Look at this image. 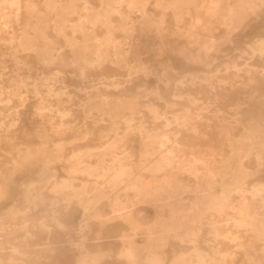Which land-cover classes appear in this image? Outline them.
Instances as JSON below:
<instances>
[{"label": "rangeland", "instance_id": "rangeland-1", "mask_svg": "<svg viewBox=\"0 0 264 264\" xmlns=\"http://www.w3.org/2000/svg\"><path fill=\"white\" fill-rule=\"evenodd\" d=\"M48 1L50 0H21L22 5L20 4V13L22 14L20 15L19 20L16 19L17 21H13L11 23V26L9 25L3 27L4 29L3 31H1L0 34V37L3 38H0V85H3V94L0 95V183H2V186L5 191L4 194L0 195V215L2 211L8 208L17 198L19 192L18 189H20V181H22L24 177L33 174L37 171H40L39 163H26L20 166L15 173L12 172L14 166L12 164V161L14 155H17L18 148L22 149L23 151L27 148H38L39 150L45 149L48 151H56L57 145L63 143V145L65 146L64 153L66 156H70V154H72L74 151L79 150L86 151V153H88L87 155H90L93 154V152L101 149L104 145H106L108 139L111 138V136H114L113 131L118 129L121 133H125L126 136L124 140L120 141L119 145L121 146L124 144L126 148L129 149L127 150L130 154L134 153L133 158H139L140 149L142 147V138L141 136H138L136 132L137 130L134 132L129 131L127 132V134L126 123L121 118L120 123L117 126L111 124L109 119L110 117L108 115L106 116L108 118L104 121L97 120L99 113L104 111L96 108L92 109L89 105H91L92 107V105H95L98 102V89L101 90V93H104L105 95H109L111 97H114L116 94L121 93L126 89H128L129 91L128 94L132 93L130 95H138V100H140V109L142 108L141 111L144 113L141 116L144 120H146V125L148 127H154V116L146 105L150 102H153L154 105H156V107L162 113H165V115L172 121L171 124L166 127L165 119L160 118L156 126L161 131H163L165 128H169L172 131H176L178 128H180L179 124L174 121L175 115L183 114L186 111V107H190V114L193 117L192 120L197 123L193 125L195 127L197 126L196 128L193 126L192 127L195 130L197 128L199 129H197L198 131L196 134V131L193 128L191 129L189 127L188 129H186L181 126V143H184L187 146V151L191 149L195 150L196 148H198L202 152H208L214 150V146H216L215 149L221 147V151H219L220 149L213 151L215 154L214 156L216 158V162L218 161V163L221 164L224 161V158L222 159L219 153L223 152L225 155H230L231 151V145L227 144L230 142L227 141L228 133L226 132V123H231V116L235 113L236 110H234L235 105L232 104H242V102H245L246 100L247 102L249 101V105L243 102L244 105L242 104V106H251L254 104V106H251L253 107V109L248 110L247 108V115H251H243V117L240 118V125L238 124L237 127H234L235 125H233L232 123L230 125H232L233 127H230V125H228V129L230 130H232V128H235V131H233L235 135L240 134L243 124H246L247 121L251 118H254V120H256L257 122L259 120V123L261 122V128H264V55L255 54L253 56V46H251L254 45L255 47H257L255 44V40L257 39V37H264L263 0H259L258 14H256L255 16L253 15L251 19H237L230 29L227 28L225 24L220 23L221 14L226 9V5L224 4L226 0H222L224 1L223 3H221L220 0H184L179 2L174 8L168 6L170 0H162L164 5H158L157 0H147V8L149 13L155 19V24H147L146 22H144V19H142L141 10L138 9L141 8V3H136V8H134L133 12L134 18L137 19L135 28L131 31L120 29H116L114 31L115 42H124V49H129L133 52L132 53L130 51V55L127 58V62L133 65L136 64L138 65L137 67L140 68L138 72L132 70L131 75H129L130 68L128 67L127 62H111L110 60L103 62L99 67L98 65H90V67L88 65L86 68L87 73L82 74V69L79 67V65H77L76 62H74V49L72 46L68 45V40L75 39L76 37L78 41H81L84 38V35L81 31L74 30V25L79 21L80 15L88 14L87 11H84L83 9V0L82 2L81 0L77 1L75 6H70V12L65 14L59 13L58 10L50 12L47 5ZM87 1H90L92 6L94 7V11L90 14V17L96 16L97 14H103L101 13V8L103 6L102 0ZM143 1L145 0H142V2ZM31 3H35L39 11L36 12L34 16L29 18V14L26 13L25 10L27 4L29 5ZM121 9L125 13L128 12V4L125 2L121 6ZM163 15L166 18L165 23L163 25H160V20ZM112 18L115 20V24H117L118 22L120 23L121 14L113 12ZM81 19H84V17H82ZM24 22L25 24L26 22H33L41 25H44L45 22H48L46 27V33L51 39L54 40L55 48L64 51V63L58 61L51 64H46L39 59V55L36 51H30L29 49L25 51L23 49L17 48L18 41L24 31ZM61 23L65 25V31L63 34L59 35L58 31L54 29V26L59 25ZM158 24L162 27L161 30H158ZM253 24L255 27H253ZM86 25L91 26L90 22L87 21V18ZM234 26H236L237 28L233 29ZM31 31L34 30L32 29ZM159 31H161V33H159ZM190 31L194 32V39H201L202 41H205L209 36H212V38L214 39L215 43L211 48L210 55L208 56L206 62L201 61L197 63H189V61L185 57V54L182 53L184 46L191 49L194 53L198 50H201L202 48L189 44L188 38L184 35V33ZM106 32L107 28L102 25V23H98L96 27V33L101 37H104ZM229 32H231L230 37L228 36ZM13 36L17 37L14 39V41H16L17 43H12L10 41ZM56 39H58V41ZM134 42L136 43V45ZM112 48L113 46L109 47V50H112ZM18 61H20L19 64ZM233 65L238 66L235 67ZM228 66L230 68H228ZM249 66L257 68V73L254 76L255 78H258H256V83L254 82V84L250 85L247 77L248 74L246 75L244 70L241 71L242 75L240 77H234V72H236L238 68L246 69ZM104 67L107 68L104 69ZM145 68H147V70L149 71L148 74L146 72H143ZM58 71H60L58 73L59 75H61L60 77H58L59 75L56 76ZM190 71L193 72L194 77L190 75ZM205 74L207 75L206 77ZM46 75L51 77L48 80V83L54 84L55 89L57 90H60V88H64L65 92L68 94H64L61 99L56 95L48 94V86L47 84L43 83L44 81H46L43 80V76ZM112 76L116 77L117 80L122 83L119 87H115L114 85H112ZM141 76H144L145 78ZM208 76L213 81L210 80L209 82V79H207ZM22 77L27 78V85H22L20 83V78ZM233 77L236 81L240 79L243 80L239 82V87L231 85L233 82H235V80H233ZM244 82H247V84H244ZM214 83H216L217 85H214ZM229 84L233 87H227ZM257 84L258 86L260 85V87L256 86ZM250 86L253 87L251 88ZM158 87L160 88V91L163 95V97L161 98L152 92ZM224 87H227L228 90ZM36 88H39L41 93L36 92ZM229 88H231V90ZM257 90L259 91L256 92ZM249 92L250 94L251 92H255L257 94L254 93V95H249ZM89 94H91V96L96 97L97 100L94 98V102L91 101V104L88 103L87 105H85L86 102H89ZM43 96L46 98L45 104L51 107L46 109L47 111H39L37 109V107L41 105V100ZM248 96L249 98L251 96H256L255 98H258L259 101L256 100L255 102V98H253L254 102L251 103V98H246ZM189 97H193L195 99H191ZM259 97L261 100L259 99ZM62 100H64V102ZM239 104H236V106ZM206 106L211 107L203 110L202 107ZM63 111H68L70 115L67 117H62L61 113ZM198 113L202 114L201 118L203 120L199 118V116L197 115ZM91 114H95V117L97 118H92V116H89ZM137 115L139 116L140 114L137 113ZM217 116H219V118ZM46 117H48L49 119ZM52 117L55 119V124H51L50 122V119ZM206 117H208L207 119L211 118L212 120H206ZM61 118H63L64 122H66L67 124L57 126L58 123L62 120ZM220 119H223V122H221ZM138 120L139 119L137 117L135 122ZM205 121H208L210 123L209 124L207 122L212 128L211 130L210 127L208 128V124ZM219 121L221 124L219 123ZM219 124L221 126L224 124L223 127L225 126V128L222 127L223 129L218 130L219 128H221ZM216 127L218 129H216ZM57 129H60L61 131H55ZM202 131L208 134V136L201 133ZM218 131H220L219 133L222 135H220ZM109 133L110 135L107 136V134ZM45 134H48L47 138L44 137ZM223 134L226 135H224L223 137ZM219 136L222 137L218 138ZM197 139L198 141H196ZM204 140H210L211 142L209 141L208 144V142L206 143ZM220 140H222V143H218L220 142ZM203 143L205 145H203ZM193 146H196V148ZM203 146H205L206 148ZM216 153L218 155H216ZM93 157L87 156L86 159H90L89 161L92 162H97L98 156ZM251 157L253 159H251ZM244 159L245 166L255 171V174L247 178L244 186L249 189L252 188V186L256 182H264V163H259V161L254 155H250L249 157H245ZM71 164V161L65 159L55 164L58 169V173L55 177H51V180L43 189V194L47 198L46 201L48 203L52 199L57 198V194L54 191V187L57 184L56 182L60 180L63 176H66V171L64 170V167L70 166ZM145 174L147 176H150L149 172ZM182 175L184 178L189 179L191 182L195 181L194 175L188 172L182 173ZM92 180H95L94 175L86 176L83 174H78V178L74 180L73 185L63 192H72L75 190L81 191L83 189L82 187L84 186L86 188V191H95L97 190L96 186L98 184L94 183ZM129 182L127 179V182H124L122 186L125 187L126 184H128ZM122 189L116 191L115 193L113 192L110 198L102 199L103 201L101 200L98 203L97 208H99L102 213L104 211L106 216H113L114 212L111 202L112 199H114L118 195L120 199H124L123 201H125L126 204L130 206L129 209L133 208V212L135 211L133 215H135L138 221L143 225V228H146L148 226L153 227L159 208V205L157 203L160 201H155L154 196H149L146 199L144 198L140 200L138 196L139 193L137 190L128 189L127 192H125L124 189ZM216 192L219 193L218 187H216ZM194 194V191H186L184 193L186 200L179 204L181 212L185 211L191 206L190 199L194 197ZM238 198L239 193H235L233 191V195L231 196L232 204L235 205L238 202ZM46 207H49L47 203L44 205H40V207L35 212V214H38L37 220L35 219L32 221L33 223L37 224V227L34 229L36 237L32 239L29 238V242L32 244V248L37 247L39 251L36 255L37 258L36 256H32V258H29V264H81L78 262V256H81L80 253L82 252V250L77 247L75 242H81L84 240L87 241L86 243L92 248L103 251L102 253L110 254V256L106 255L107 257L104 260L103 264H127L129 262L127 258L125 260V257L121 258L118 254L123 246V242H121L122 235L126 233H133V228L129 222L124 221L121 218H116L112 221H107L104 219L97 220L96 218H92L90 219L89 223L91 227L89 226L88 228L81 229L80 222L83 210L81 206L74 204L71 212H75H73V214L75 215L76 220L74 219L73 223L71 221L70 223H68L71 224L73 227L67 226V228L61 229L59 228L58 223L51 218L50 212H43V208L45 209ZM169 209V206H166L164 208L163 212L166 216L170 215ZM235 215H237V213L234 209H227L219 217L222 219V221L216 222V224H225L228 222V218L234 217ZM29 216L32 217L31 213L29 214ZM68 216H70V214ZM202 221L208 223L209 220L208 218H203ZM229 222H231L229 225L230 227L227 228L223 225V227L221 228L222 235L218 236V238H214L213 235L208 232V228L204 229L203 234L199 237L201 247L208 248L211 238L215 240V242L221 248V251H223V253H215L208 255L206 253V249H204L202 251L203 255L206 258L210 256L212 257L211 264H250L251 262L246 259L245 248H247L246 246L248 243H250L251 240L255 241V236L250 235V233L248 234V232L243 228L239 229V235L241 236L240 241L243 242V245L240 246L238 241H235L230 237L226 236L229 230H232L234 232L238 231L237 228L233 226V224H235L234 220H229ZM41 223L49 225L53 231L51 238L54 241L52 244V248L54 246L53 249H42V247H44L45 245L41 244L34 245L36 242L44 243L45 241H47L48 235L47 233L42 231L43 229L40 227L42 225ZM143 228L142 231L144 230ZM180 233L183 236V228L180 229ZM237 233L238 232H236V234ZM26 236L27 232L25 230H17L13 237H16L18 240H23L24 238H26ZM142 236L146 238L145 233L140 231V233L136 235V239L140 242H143L144 238ZM56 237L58 240H56ZM205 239H207L208 241H205ZM178 240L179 239L172 238L171 242L173 244H181V242ZM254 243L256 250L254 248H251V256H255L254 258L260 259L264 262V251L262 250L263 242L257 240ZM56 244L57 246L55 247ZM49 247H51V245ZM190 247L191 249L188 248V251L191 252V254L195 255V251L193 250L194 244H191ZM32 248L30 250H32ZM167 250H171V247L168 246ZM4 256L7 258V256H9V253L4 254ZM171 258L172 254L170 253L169 261ZM144 262H140L139 264H145ZM169 263L170 262H168V264Z\"/></svg>", "mask_w": 264, "mask_h": 264}, {"label": "bare ground", "instance_id": "bare-ground-1", "mask_svg": "<svg viewBox=\"0 0 264 264\" xmlns=\"http://www.w3.org/2000/svg\"><path fill=\"white\" fill-rule=\"evenodd\" d=\"M77 1H80V0H50L47 2V5H48L50 12L58 10L59 13L65 14V13L70 12V6H75ZM181 1H184V0H170L168 6L171 8H174ZM102 2H103V6L101 8V13L103 14L102 15L97 14L96 16L90 17V14L94 11V7L90 3V1L83 0V9L84 11H87L88 14L80 15L79 21L75 23L74 25V30L81 31L84 35V38L83 40L78 41V39L75 37V39L68 40L69 43L67 42L68 45L72 46L74 49V62H76L77 65H79V67L82 69V74L87 73L86 68L88 65L89 67L90 65L92 66L98 65L99 67L103 62L109 61V60L111 62L112 61L125 62V63L127 62V58L129 57L130 51L132 52V50L124 49L123 47L124 42H115L114 31L116 29L131 31L135 28L137 19L134 18L133 12H134V8H136L135 6L136 3H141V8H138V9L141 10L142 19H144V22H146L147 24H155L156 22L153 16L148 11V8H147L148 1L147 0L143 2L142 0H102ZM125 2L128 4V12L126 13L123 12L121 9V6ZM220 2L223 3L224 1L220 0ZM20 4H21V0H0V34H1V31H3L4 29L3 27L9 26V25L11 26V23L13 21H15L16 19L19 20L20 15L22 14L20 13L22 4L21 5ZM157 4L164 5L162 0H157ZM224 4L226 5V9L221 14L220 23L225 24L227 28L229 29L231 28L232 25H234L237 19H240V18L242 19L250 18L251 19L253 15L255 16L256 14L259 13V10H258L259 0H226ZM25 11L26 13L29 14V18H30L34 16L35 13L39 11V9L35 3H31L29 5L27 4ZM113 12L121 14L120 23L119 22L117 24L114 23L115 20L112 18ZM82 17H84V19H81ZM86 18H87V21L90 22L91 26L86 25ZM165 19L166 18L163 15L160 20V25H163L165 23ZM47 23L48 22H45L44 25H41V24L33 23V22H26L25 24L24 22L25 24V27H23L24 31H23L21 38L18 41L17 48L23 49L25 51L27 49H29L30 51L31 50L36 51L37 54L39 55L38 56L39 59L46 64H51V63L58 62V61L64 63L65 61L64 51L55 48L54 40L51 39L49 35L46 33ZM98 23H102V25H104L107 28V32L105 33L104 37H101L100 35L96 33V27ZM160 25L158 26V30L162 29ZM253 27H255L254 24H253ZM236 28L237 27L234 26L233 29H236ZM32 29L34 31H31ZM54 29H56L59 35H61L65 31V25L63 23L59 25H55ZM159 33H161V31H159ZM193 34L194 32H191V31L184 33V35L188 38L189 44L202 47L201 50H198L197 52L194 53L191 49L184 46L182 53L185 54V57L187 58L189 63H197L201 61L206 62L208 56L210 55L211 48L214 45L215 41L212 38V36H209L205 41H202L201 39H194ZM228 36L229 37L231 36V32L228 33ZM15 38L17 37L13 36L10 39V41L12 43L16 42L14 41ZM56 40L58 41V39ZM255 44L257 47H255L254 45H251L253 46L252 55L253 56L255 54L264 55V37L263 36L257 37V39L255 40ZM111 46H113L114 49L112 48V50H109V47ZM19 63L20 61H18V64ZM127 63H128V67L130 68L129 75L132 74V70H134L135 72L139 71L140 68L137 67L138 65L129 64V62ZM233 66L236 67L238 65H233ZM106 68L107 67H104V69ZM228 68L230 67L228 66ZM243 70L245 71L246 75L248 74L247 77L249 80V85L254 84V82L255 83L257 82L258 78L256 77L257 78L256 79L254 76L257 73L256 71L257 68L251 67V66L247 67L246 69L238 68L236 72H234L235 74L234 77L236 78L240 77L242 75L241 71ZM48 72H49V68H48ZM59 72L60 71L57 72L56 76L59 75L58 74ZM143 72H146L148 74L149 71L147 70V68H145ZM189 73H191L190 75L194 77L193 72L190 71ZM60 76L61 75H59L58 77ZM206 76L207 75L205 74V77ZM141 77H144V76H141ZM234 77H233V80H235ZM50 78L51 77L47 75L43 76V80H46L43 83L47 84L48 86V94L56 95L60 99L64 94H68L65 92L64 88H60V90H57L55 89L54 84L48 83V80ZM207 79H209L208 81L210 82L211 79L209 76ZM112 81H113L112 85H114L115 87H119L122 84L114 76H112ZM240 81H243V80L241 79L237 81L235 80V82H233L232 84L230 83V84L233 86L239 87ZM20 83L22 85H27L28 84L27 78L26 77L20 78ZM215 84L216 83H214V85ZM230 84L228 86L227 85H224V86L233 87V86H230ZM244 84H247V82H244ZM256 86H258V84ZM227 87H224V88L228 90ZM245 87H244V91H245ZM258 87H260V85ZM229 89L231 90V88ZM258 91L259 90H257L256 92ZM36 92L41 93L39 88H36ZM148 92H151V91H148ZM152 92L155 93L160 98L163 97L162 92L160 91L159 87L154 89V91ZM98 93H99L98 102L95 105H92V107L91 105H89L90 108L92 109L96 108V109L104 111V112L99 113L97 120L104 121L108 118L106 117L108 115L110 117L109 119H110L111 124H113L114 126H117L120 123V118H121L126 123V126H127L126 133L129 131L134 132L137 130L136 132L138 136H141L142 138V147L140 149L139 158L138 159L133 158L134 153L130 154L128 152L129 149L126 148L124 144L121 146L119 145L120 141L124 140L126 136H125V133L124 134L121 133L118 129L113 131L114 136H111V138L108 139V142L106 143V145H104L101 149L93 152V154H90V155H87L88 153H86V151L79 150V151H74L72 154H70V156H66L64 153L65 146L63 145V143H60L57 145L56 151H48L45 149L39 150L38 148H27L26 150L23 151L22 149L18 148L17 155H14L13 157L12 164L14 166H13L12 172L15 173L20 166L26 163H29V164L39 163L40 168L39 167L38 168L40 169V171H37L33 174H30L24 177L23 180L20 181L19 183L20 189H18L19 192H18L17 198L13 201L11 205L9 204L10 206L6 208L4 211H2L0 215V264H20V263L29 264L28 262L29 258L30 257L32 258V256H36L38 254L37 252L39 251V249L37 247L36 248L31 247L32 244L29 242V238L32 239L36 237V233L34 232V229L37 227V224L32 222L35 219L37 220V217H38L37 216L38 214H35V212L40 207V205H44L46 203L47 205H49V207H46L45 209L43 208V212L44 213L50 212L51 218L58 223L59 228L61 229H65L67 228V226H70V227L72 226L71 224H68V223H70V221L73 223L75 219V215L73 214L74 211L71 212L74 204L81 206L83 210L82 216L80 214L81 216L80 228L81 229L88 228L90 226L89 225L90 219L92 218L94 219L96 218L97 220L104 219L107 221H112L116 218H121L124 221L129 222L133 228V233L132 234L126 233L122 235L121 242H123V246L118 254L121 258L125 257V260L127 258V260L131 262L132 264H139L140 262H144V261H145L144 262L145 264H168V262H170L169 264H211L212 257L211 256L208 257L209 259L206 258L203 255L202 251L206 249V253L208 255L215 254V253L221 254L223 253V251H221V248L217 245L215 240L211 238H210L209 247L202 248L199 237L203 234L204 229L208 228V232L211 233L214 238H218V236L222 235L221 228L223 227V225L227 228L230 227L229 225L231 222H229V220H234L235 224H233V226L237 228L238 231L236 232L238 233L236 234V232L229 230L226 236L230 237L231 239L235 241H238L240 246H242L243 242L240 241L241 236L239 235V229L243 228L244 230L248 232V234L250 233V235H254L255 241L251 240L250 243L247 244L246 246L247 248H245L246 259L249 262H251L250 264H264L262 260L254 258L255 256L254 257L251 256V252H250L251 248L255 249L254 242H256L257 240H260L263 242L262 250L264 251V182L262 181L256 182L252 186V188H249V189L244 186L247 178L255 174V171L245 166L244 158L249 157L250 155H254L259 161V163H264V128H261V124H260L261 122L259 123V120L257 122L256 120H254V118H251L247 121L246 124H243L244 122L242 123L243 127L241 128L242 130L240 131L239 135L234 134L233 131H235V128L234 129L232 128V130L228 129V125H230L231 123L235 125L234 127H237L238 124L241 122L240 118L243 117V115L244 116L247 115L246 113L247 108L248 110L253 109V107L251 106H254V104L253 105L250 104L251 106H247V105L242 106V104L244 105V103L246 104L249 103V101L247 102V100L245 102L243 101L244 103L242 102V104L236 103V104H239L237 106L236 104H232V105H235V107L234 106L233 107H234V110L235 109L236 110H235V113L232 114L231 116L232 119L230 118L231 123L230 124L229 122L228 124L226 123L227 125L226 132L228 133L227 141L230 142L227 144L231 145L230 147L231 151H230V155H225L223 152L219 153L217 151L220 154L221 158L222 159L224 158L223 162L220 161L222 162L221 164V163H218V161L216 162V158L214 156L215 154L213 152L214 150L220 149L221 147H218L217 149H215L216 146H214L215 147L214 150L210 149L211 151H208L209 150L208 149L207 150L208 152L206 151L202 152L201 150L196 148V146H193L198 150L196 149L194 150L190 148L191 150L187 151V146L184 143L183 144L181 143L180 141V133L182 131L181 126L186 129H188L189 127L192 129L193 127H195L193 125L197 124L194 120H192L193 117L190 114V107H186V111L183 114L175 115L174 121L179 124L180 128H178L176 131H172L169 128H165L163 131H161L156 126L160 118L165 119L166 127H168L172 121L165 115V113H162L156 107V105H154L153 102H150L146 105L154 116L153 118L154 127H148L146 125V120H144L141 116L144 113L141 111L142 108L140 109V102H139L140 100H138V95H130L132 93L128 94L129 93L128 89L124 90L121 93L116 94L114 97L101 93V90L99 89H98ZM254 93L251 92V94L253 95ZM1 94H3V85L2 86L0 85V95ZM248 94L251 95L250 92ZM252 96L250 97L251 103L254 102L253 98L256 97V96L254 97ZM88 98H89V102H86L85 105H87L88 103L91 104V101L94 102L93 99L94 98L96 99V97L91 96V94H89ZM189 98L195 99L193 97H189ZM246 98L250 99L249 96ZM45 99L46 98L43 96L41 100V105L37 107L39 111H43L48 108H51L45 104L46 102ZM256 100L259 101L258 98H255V102ZM62 101L64 102V100ZM210 107L211 106H206V107H202V109L204 110ZM137 113H139L140 115L138 116ZM69 115L70 113L68 111H63L61 113L62 117H67ZM197 115L199 116V118L202 117L201 113H198ZM248 115H251V114H248ZM89 116H92V118H97L95 117V114H91ZM137 117L139 120L135 122ZM217 117L219 118V116ZM207 118L208 117H206V120H209V121L212 120L211 118L210 119H207ZM61 119L62 120L58 123L57 126H62V125L67 124L66 122H64L63 118ZM202 120H199V121H202ZM216 120H219V119H216ZM220 120L221 122H223L222 121L223 119H220ZM50 122L51 124L56 123L53 117L50 119ZM205 122L207 123L208 121H205ZM209 124H208V128L210 127ZM223 125L222 126L220 125L221 128L219 129L216 127V129L221 130L225 128V126L223 127ZM231 126L232 125H230V127ZM197 129L196 130L194 129L196 131V134L198 131ZM206 129H207V126H206ZM211 129L212 128L210 127V130ZM55 131L60 132L61 130L57 129ZM219 132L220 131H218V133ZM201 133L208 136V134L204 133L203 131ZM109 135L110 133L107 134V136ZM224 135L226 134H223V137ZM44 137L47 138L48 134L47 135L45 134ZM221 137L219 136L218 138H221ZM222 140H220V142L218 143H222L221 142ZM196 141H198V139ZM209 141H205V142L206 143L208 142L209 144ZM204 143L203 145L206 144ZM221 150L222 149H220L219 151ZM216 155L218 154L216 153ZM87 156H91V157L98 156L97 162L89 161L90 159L87 160L86 159ZM64 159L71 161L72 164L70 166L64 167V170L66 171V176H63L60 180H58L56 182L57 183L56 186L54 187V191L57 194V198L52 199L48 203L46 201L47 198L43 194V189L46 187L47 183H49V181L51 180V177H55L56 174L58 173V169L55 164L59 161H63ZM251 159L253 158L251 157ZM147 172L150 173V176H147L145 174ZM185 172H188L194 175L195 181L191 182L189 179L184 178L182 173H185ZM78 174H83L86 176L94 175L95 180H92V181L98 184L96 186L97 190L86 191V188L84 186L82 187L83 189L81 191L75 190L72 192L69 191V192L64 193L63 191H65L66 189H69L73 185L74 180L78 178ZM127 179H128V182L129 181L130 182L126 184L125 187H123L122 184L124 182H127ZM216 187H218L219 193L216 192ZM122 188L124 189L125 192H127L128 189L137 190L139 193L138 196L140 200L144 198L146 199L149 196H154L155 201H160L157 203L159 205V208H158L156 220H155L153 227L148 226L146 228H143V225L138 221L136 216L133 215L135 212V211L133 212V208L129 209L130 206H128L126 202L123 201L124 199H120L118 195L114 199H112V202H111L112 207H113V212H114L113 216H106L104 211H103L104 213L103 214L100 211V209L97 208L98 203L102 199L110 198L113 192L115 193L116 191H119ZM186 191H194L195 194H194V197L190 199L191 206L185 211L181 212V208L179 207V204H181V202H184L186 200V197L184 195ZM233 191L235 193H239L238 202L235 205L232 204V201H231V196L233 195ZM4 192L5 191L2 186V183H0V195L4 194ZM166 206L170 207L169 209L170 215L168 214L169 216H166L163 212ZM227 209H232V210L234 209L237 215H235L234 217L228 218L227 219L228 222L225 224L223 223L216 224V222L222 221V219L219 217ZM30 213L32 217L29 216ZM69 214L71 218L70 216H68ZM203 218H208L209 220L208 223H206L205 221H202ZM41 224L42 225L40 227L43 229L42 231H44L48 235L47 241H45L44 243L36 242L35 244L34 243L33 244L34 245H38V244L45 245L44 247H42V249L52 248V244L54 242L51 239L53 231L49 225L45 223H41ZM142 228L144 229L143 231H142ZM181 228H183V236L180 233ZM17 230H25L27 232L26 238H24L23 240L21 239L18 240L16 237H13ZM140 231L145 233V236H146V238L142 236L144 238V240L141 239L143 240V242H140L136 239V235H138ZM172 238L179 239L178 241H180L181 244H173L171 242ZM56 240H58L57 237H56ZM205 241H208V240L205 239ZM86 242L87 241L85 240L81 242H75L77 247H79L82 250V252L80 253L81 256H78L79 259L77 258L78 262L81 264H103L106 257L110 256V254L102 253L103 251L92 248ZM191 244H194L193 250L195 251V255L191 254V252L188 251V248L191 249L190 247ZM48 245L49 246L51 245V247H49ZM56 246L57 244L55 245V247ZM168 246L171 247V250L169 251L167 250ZM31 248L32 250H30ZM6 253H9V256H7V258L4 256V254ZM170 253L172 254V258L169 261ZM129 262L127 264H131Z\"/></svg>", "mask_w": 264, "mask_h": 264}]
</instances>
